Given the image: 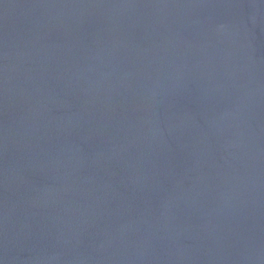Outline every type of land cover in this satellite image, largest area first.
<instances>
[{
  "label": "water",
  "instance_id": "95a60500",
  "mask_svg": "<svg viewBox=\"0 0 264 264\" xmlns=\"http://www.w3.org/2000/svg\"><path fill=\"white\" fill-rule=\"evenodd\" d=\"M0 264H264V0H0Z\"/></svg>",
  "mask_w": 264,
  "mask_h": 264
}]
</instances>
